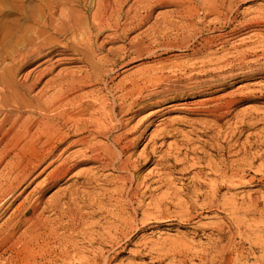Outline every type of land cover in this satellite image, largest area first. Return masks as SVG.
I'll list each match as a JSON object with an SVG mask.
<instances>
[{
  "label": "rangeland",
  "instance_id": "1",
  "mask_svg": "<svg viewBox=\"0 0 264 264\" xmlns=\"http://www.w3.org/2000/svg\"><path fill=\"white\" fill-rule=\"evenodd\" d=\"M99 1L0 0V76L19 88L43 75L24 101L70 97L82 79L83 100L57 112L115 108L102 134L65 127V145L1 221L27 198L42 196L40 213L65 202L51 253L26 264H264V0ZM46 2L52 30L32 19ZM41 29L53 54L21 68L13 54ZM59 80L69 87H45ZM117 139V151L129 148L110 161ZM64 161L68 174L53 184Z\"/></svg>",
  "mask_w": 264,
  "mask_h": 264
},
{
  "label": "bare ground",
  "instance_id": "2",
  "mask_svg": "<svg viewBox=\"0 0 264 264\" xmlns=\"http://www.w3.org/2000/svg\"><path fill=\"white\" fill-rule=\"evenodd\" d=\"M120 1L124 3L127 2L128 0H120ZM143 1L145 0H139V2H143ZM49 2H46L47 4L44 5L43 9L38 8V11H34L32 15V19L34 20V22L38 21V23L41 24L43 28H49L52 30L55 27L54 15L56 13L54 11L56 10L55 9L56 7H53V5ZM98 3L100 9L105 10L110 6V2L108 0H100ZM216 6L218 5H215L214 10H216L218 14L219 7ZM58 8H62V6ZM188 10H190V7ZM21 12L18 11V13ZM62 15L63 14H61V16ZM103 19L100 20L98 19L99 20L98 26H103L105 24V21ZM116 28H118V26H116ZM65 29H66L65 22H63L60 28L54 30L60 32L61 34H65ZM11 32L12 29L8 32V34L10 35ZM127 32L129 33L130 31ZM51 40L52 37L45 36V32L42 31L41 29L40 32L35 34V38H32L28 41L27 46H25V48L21 49L20 51L18 50L13 54L14 59L11 58V60H19L20 67L23 68L34 64L43 57H49L50 55L53 54L52 46L50 43ZM64 53H66L65 47H64ZM52 60L53 58L41 62V64L37 68L33 69L32 72L36 71V69H41L44 65H46ZM7 73L6 74L4 73L0 76V224L1 221H3L5 214L10 209L13 208L14 204L19 199L21 193L27 189L28 184L35 181L36 174L39 171H41L40 173H43L44 170L46 169L41 167L47 161L51 160L52 157H54L56 153L61 149V147L65 145L66 140L68 138L65 136L64 133L65 127L70 126V128H72L76 132L87 131L92 135H98V134H102L105 130H108L109 129V127H107L109 125L108 123H113L115 119L113 117V112L115 111V108H113L114 110H112L111 112L107 113L106 104L105 105L101 104L99 107L92 106L93 110L95 111L94 114H90L87 110L84 111L81 107L78 108L77 112L74 111H71L69 113L57 112L65 107L68 108L70 106L73 107L74 105L79 103L80 100H83L81 98L82 97L84 98V95L83 96L79 95L77 88H75V86L81 85L82 79H78L74 81V83L69 84L70 87L68 86V82H65L64 80H59L57 82H49L45 85V87L60 88L61 91H63L65 89V84H66V86L69 87V89H67L68 91L67 93L72 94V96L70 97L68 95L65 98V93L63 91V93H61V95H59L58 97L56 98L53 97L52 99L44 100L43 102L40 99L31 102H26L22 99V97H20L22 96L21 92L23 91L28 92V94L32 92L36 88V86L40 84L43 75L39 76L37 80L33 82L31 81L29 87H26V85L21 86L20 84V87L18 86L19 88H14L11 86V84L7 83V79L9 77ZM30 76L31 75L27 76L29 82H30ZM221 81L224 82V80ZM205 86L206 84H204V87ZM43 93H44L43 91L40 93L41 96H43ZM51 113L54 114L50 115ZM81 115H84L86 119L83 118L84 119L83 120L81 118ZM65 116H68V119L65 120ZM110 142L114 146L113 147L114 150L113 148L110 147L108 149H105L104 152L105 155L109 157L108 159L112 161L115 157H117V154L120 155L122 153L121 151H123L124 148H122L120 152L117 151L116 146L120 144V139H117L116 141L113 140ZM123 146L125 147V149L129 148V145H123ZM129 161L130 160L123 162L122 160L121 161L122 163L120 162L121 166L119 165L120 169L126 170L129 164H131ZM66 162L67 161H64L60 166H57L51 172L50 179L51 182H53V184L56 183V181L61 180L63 177H66V175L68 174L69 169L66 167ZM54 164L55 161H51L49 165H54ZM29 200L30 199L27 198L26 201H28V203L23 202L19 204L15 208L14 212L10 215V217H8V219L5 220L0 225V255L2 256H6V255L8 256V254L11 255V258H9L10 257L9 256L8 257L9 259H6L4 264H26L29 261H33L37 263L38 257L40 256L41 253H45V254L51 253V251L48 248L49 243L47 242L48 240L47 238L48 236L50 237V235L56 234L55 233V230L57 228L56 226H59L61 221H63L65 217V202L61 203L60 200L59 201L55 200L54 204L47 205L48 207L44 208L43 212L41 211L40 213L39 211L42 205L44 204L42 200V196L35 199V201L32 200V202H30ZM119 203L120 202H118V204ZM48 209L55 212L56 218L54 220H44L43 218L44 213H46ZM120 211L122 212V210H119V212ZM118 218L120 220H123L122 216ZM23 229L24 231H22ZM61 242H63V240ZM64 255L65 254L63 253L62 256ZM49 256L51 257L52 255Z\"/></svg>",
  "mask_w": 264,
  "mask_h": 264
}]
</instances>
